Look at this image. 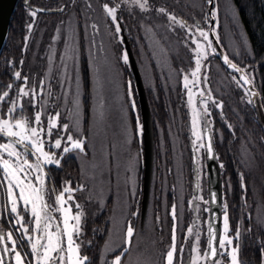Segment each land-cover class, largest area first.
<instances>
[{
    "label": "rangeland",
    "instance_id": "374dc122",
    "mask_svg": "<svg viewBox=\"0 0 264 264\" xmlns=\"http://www.w3.org/2000/svg\"><path fill=\"white\" fill-rule=\"evenodd\" d=\"M101 1L103 4L109 3V5L112 6V0ZM169 1L177 5L179 9L185 11V13H187L188 15H202L199 20H201L203 22L202 24H204L205 26V28L203 29L209 31L208 28L210 22L209 20L205 22V16L208 15L207 9H209L210 7V5L207 3V0ZM116 3H120V8L117 10V22L122 24L125 29L126 35L130 38L131 41L135 42L134 47L137 48V52L139 54L141 64H139V68L141 70L145 86L147 90H151V93L155 95L157 93V86L153 81V66L157 65L158 69L167 67L170 63V56L173 53V48L171 46H168L167 41L164 42L157 38L155 34V28H149L151 29V32H149L147 27H143L144 31L146 30V33L144 34V31H142L143 33L138 35L139 37L136 38L134 35L137 31L136 27L133 28L134 26L131 25L132 28H130L129 24H127L129 23V20L126 19L128 20V22H126V20H124L122 16L125 13L129 14V7H131V11L137 9L138 7L123 4L121 3V0H116ZM103 4H101V7ZM158 8L160 7H157L155 9ZM216 8L218 19L216 20L214 25H217L218 22L216 33L217 35H219L220 42L222 43L227 55L234 61H236L239 65L244 63V61L247 59H250L252 61V48L250 46L244 28L240 22L238 10L233 0H216ZM89 14L90 16L93 14L94 15L91 17L92 21H89L90 23L87 28V35L89 39L91 36L92 39L96 40H94L92 43H90L89 41L85 48L87 56L89 58L90 67V90L88 92V97L91 105L89 110L88 128L85 125L86 117L84 109V98L86 97V91L85 83L83 81V62L81 48L78 44V35L76 28L77 21L75 15L68 18L64 28H60L59 39H53L54 43L50 48H48L47 51L45 49V46L38 49L36 53V59L39 60L42 57V53L44 55H47L46 71L44 73V77L40 80L34 77L32 80L28 79V85L30 87L34 86L35 83H38V88L36 87L37 84L35 85L38 93L36 100L38 104H44L45 101L47 102V114L54 115L56 111H60V121L67 122L65 120V116L68 115L67 110L73 108L72 100L76 96L78 77L80 85L79 90L81 104L80 129L81 134L86 138L85 151L87 154L85 155L81 153L78 155L76 151L67 153L65 154L64 159L61 160V164L66 161L67 158L72 157L75 161V164L77 165V168L79 169L78 172H80L81 174V176L77 177L74 182L78 185H84V191H77L73 193L75 202L79 203L82 206L84 213L81 220V233L83 230V220L86 213L85 208L97 206V202L100 205H103L107 199H110V213L107 218L109 224V232L103 246V264H107V262L111 261L114 258L115 254H117L123 247L124 232L129 220H131L134 228L136 229V235L133 238L134 243L132 248L130 249V254L125 258L128 264H164L162 253H165L168 249V246L172 243V235L170 242H168L164 238V236L161 235L162 228L166 226V216L168 214L170 215L171 206L173 203H176L178 205L177 213L178 216L180 215L181 209L179 207V204L182 199V219H179L177 221V249L179 250L181 244L184 245L182 264H185L189 256L191 259L196 255L195 251H193L194 238H187V240L185 239L187 237V228L192 225V221L195 219V213L190 210L188 203L194 195L193 162L190 150L189 152H187L186 146H184L183 137L177 134L179 132H173L170 134L173 154L172 167H169L168 160L165 157H162V161L160 160L159 166L157 165L154 174L150 207L145 224L142 227L141 201L143 196L144 150L143 138L142 136L137 135V117H139V121L142 124L139 95L137 92L135 80L131 72L130 64L128 63L127 65H125L123 63V60L121 59V55L126 49L124 43L121 44L119 42V38L115 34V24H113L111 18L106 15L103 7L101 9L99 5L94 7V9L91 8L90 10H88L87 15ZM106 16L110 19L111 24L107 23ZM33 18L36 19V16ZM91 24H95L97 26L95 28L97 35H94L95 31L91 27ZM194 24L195 23L192 22V25ZM175 27L179 26H174V28ZM50 30L51 28L49 29V31ZM55 31L57 32V30ZM32 35L33 33L28 35V39H31ZM57 35L55 37H57ZM67 35L75 37L78 62L75 64L73 62H69L67 72H65L60 58L64 54V40ZM119 37H123L122 30L119 33ZM145 45H147V47ZM169 47L172 48V51L169 50ZM193 47L195 48V45ZM207 51L208 53H211L210 49ZM204 64L205 60H202V68L200 73L201 83L196 87H192V85H190V87H192L193 93H195L193 97L195 106L201 111L202 105L198 99L200 98V91L203 90L202 77L207 75L208 80L207 83H205V85H207V92H209L210 90L213 99L218 101H222L221 98L224 97L223 90H228L229 85H232L233 82L232 76H230L222 68L221 63L217 62L216 60H212L208 65L205 66ZM248 66L249 64H245L243 67L247 68ZM96 68L100 69L99 75L105 82V116L102 121L96 118L95 113V106L97 104V98L94 89ZM205 68L206 74L203 76V70H205ZM188 74L189 73H183L181 84L183 92L185 94L184 99L186 101V107L190 115L189 133L191 134L192 139H194L191 131L192 109L191 106H189V104L187 103L188 95L186 89L183 86V77ZM189 79L192 80L194 78L189 76ZM129 80H131L132 82V98L135 100V109L131 107V103L128 97L127 82ZM41 81H43V85H41ZM170 82L178 83L177 79H171ZM44 85L46 86V88L43 89L42 87ZM216 88L219 93H216V91L214 90ZM65 93H67V100L65 98ZM206 95L207 94L205 92V97ZM219 96H221V98ZM208 108L211 110V116L209 117L210 124L213 130L215 127V122L212 120V117L218 116L220 117V119H222L221 113L224 111V103L223 109L221 110L219 108H215L212 105L211 101H209ZM41 111L42 120L46 125L47 115L43 114V110ZM31 117L33 116H30L29 118ZM125 127L127 128V132H125ZM201 131L203 136V119L201 120ZM54 138L55 135L53 136V139ZM126 141H130V143ZM5 142H7V138H0V143ZM160 144L164 145V142L163 144L162 142H160ZM251 145L253 144L250 142L241 145L240 161L245 169L255 171L257 168L255 165L257 156L252 153ZM45 150H50L51 152L56 153L57 156H59V153L61 151L55 148L49 149L47 145L45 146ZM129 156L135 157L136 159L130 161ZM29 159L34 160V157H29ZM198 160L200 183L199 195L203 196L206 200H209V178L205 149H201L200 153L198 154ZM132 165L135 166L134 171L129 173L126 169ZM49 166L55 165H47V167ZM253 171L248 173L254 174L255 172ZM129 176H131V180H129ZM230 177L231 176L229 175L227 178ZM71 181L70 186L72 188H76L78 185H74ZM0 183H3V181L0 180ZM230 184L231 183H228L226 185V187L229 189L231 186ZM64 186L65 183L62 184V188ZM226 187L225 185H223L224 192ZM5 188L6 184L4 187H1L0 190V208L4 211V214L6 218H8V221L12 222V220L14 219L13 216H15V214H11L8 211L9 196ZM256 191L257 193H259L260 190L256 187ZM53 197L54 198H52V200L55 199V196ZM65 199H67V194L65 195ZM224 202H227L225 193ZM72 203V201H68V204ZM255 203H257L254 211V219L256 221L255 223H258L257 225L264 229V198L259 199L258 202ZM200 207L201 211L198 214L200 216L199 246L201 255H203L208 245L207 229L209 225V212H205L203 211V209L209 207V205L201 203ZM76 211L77 209L72 208L73 214H75ZM133 212L137 213V215L133 216ZM52 215L54 217L61 216V214L58 212H53ZM170 217L172 219L171 215ZM162 218H164L165 220H162ZM52 223L54 225L52 230L54 231L55 223H57V221H52ZM171 225H173V220ZM31 226L32 229L30 233L32 234L33 239H38L42 232L33 231V229L35 228L34 223H32ZM62 227L63 225L61 224V228ZM8 232H11L13 235V239H16L13 231ZM230 232L228 235L233 238V244L231 247H235V239ZM80 237L77 241L78 243H81L82 241L80 240ZM25 239L29 243V246L26 247V253L29 256V262H31L33 260V256L30 250V242L27 238ZM7 241L9 246L11 247V241ZM16 249L17 251H20V248H18L17 245ZM111 249H115V251H111ZM23 253L21 252L22 257L24 256ZM80 254L84 256L82 254V243ZM11 255L12 264H15L13 254ZM238 258L240 260L239 252ZM223 260L224 264H228L229 257L225 256ZM207 262L208 261L201 260L200 264H207ZM25 264H28L27 260H25ZM122 264H124L123 261Z\"/></svg>",
    "mask_w": 264,
    "mask_h": 264
},
{
    "label": "trees",
    "instance_id": "16d2710c",
    "mask_svg": "<svg viewBox=\"0 0 264 264\" xmlns=\"http://www.w3.org/2000/svg\"><path fill=\"white\" fill-rule=\"evenodd\" d=\"M233 2L238 10L240 22L252 48L253 60L247 59L239 65L232 58L229 57V59L242 67L253 80L254 87L262 97L264 107V0H233ZM89 4L91 7H89ZM101 4H103L101 0H74V2L73 0H20L11 20L7 42L0 56V93L7 90V85L11 83L14 87L10 91L9 100L16 98V90L23 84V80H17L14 76V73L17 71L21 73V77H27L31 80L33 77L38 80L44 77L47 55L42 53V57L38 60L36 59V53L43 46H45L47 51L54 43L53 39L57 35L55 30L57 28H64L68 18L75 15L78 44L81 48L83 62V81L86 91V97L84 98L85 125L88 128L91 105L88 97L90 90V67L85 48L89 41L92 43L96 39H92L91 36L90 39L88 38L87 28L94 14L91 16L87 14L88 10L91 8L94 9L98 5L102 9ZM149 5L150 10L147 12L137 8L130 11L129 14L125 13L122 17L124 20H129L127 24H129L130 28H132L131 25L136 27L137 31L134 34L136 38L143 33V27H147L148 29L155 28L157 38L164 42L167 41L168 46L173 48L170 63L167 67L158 69L157 65L153 66V81L157 86V93L154 95L145 86L155 127L154 180L155 169L157 165L159 166L160 160L162 161V157H165L168 160L169 167H172L171 133L179 132L177 134L183 137L184 146H186L187 152L190 150L192 158L191 148L193 139L189 133L190 115L186 107L181 79L183 73H189L195 66L194 53L189 51L184 45L186 30L179 27L170 30L168 28L169 21L167 16L156 13L155 8H166L169 13L175 15L178 19L186 20L189 25H192V22L195 23V18L199 20L202 15H188L169 0H149ZM36 7L45 10V12H37L36 19H34L30 15V12ZM60 8H63V11H60ZM106 20L108 24H111L107 16ZM208 20L210 22L208 28L210 32V16ZM199 22L201 24L203 23L201 20ZM29 24L33 25L30 32V34L33 33L31 39H28V35H30L28 31ZM202 25L205 28L204 24ZM50 28L51 30L49 31ZM145 31L144 34L146 33ZM94 35H97L96 31ZM128 39L132 45L136 60L137 62L139 61V65L140 58L137 48L134 47L135 42L131 41L129 37ZM145 46L147 47V45ZM193 46L191 45L192 48H194ZM171 47H169L170 51H172ZM211 55L218 59L215 54L209 53L208 58L205 60V66L210 63ZM245 64H249V66L244 68L243 66ZM222 68L230 76H234L224 66ZM204 72L206 74V68L203 70ZM171 79H177L178 83L170 82ZM35 85L38 88V83H35ZM42 88L44 89L46 86L44 85ZM214 90L216 93H219L217 88ZM223 91L224 97H219L224 103V111L222 112L223 115L221 114L222 119L218 116L212 117V120L215 122L212 135L216 155L217 157L219 156L217 159L219 166L223 164V168L220 167L223 185L226 187L228 183H231L230 189L226 187L225 192L223 189V200L225 193L228 204L230 233L235 239L234 234L237 226L240 227V238L239 241L235 239V245L239 243V256L242 264H261V248L264 246V229L258 226V223H255L254 211L257 204L255 202L264 198V128L259 125L252 103H248L249 96L245 95L247 91L244 87H238L233 81L232 85H229V89ZM29 98H22L21 103L26 102ZM8 107V104L0 105V115L6 113ZM34 112V108L27 106L24 114L30 117L34 115ZM15 115H21L19 109ZM207 120L210 121V117H207ZM229 125H231V128H229ZM0 138L6 139L3 136H0ZM160 142L162 144L164 142V145H161ZM247 142L253 144L251 145L252 153L257 156L255 162L257 168L255 171L245 169L240 161V147ZM45 170L46 172H52L53 184L57 192L61 190L62 184L67 181L70 182L72 180L71 182L74 185H78L75 184L74 180L81 176L72 157L67 158L60 167L45 166ZM251 171L255 173H248ZM241 174H243V181L241 180ZM229 175L231 177L227 178ZM242 184L244 186L243 188L241 186ZM256 187L260 190L259 193H257ZM245 201L247 202V207L245 206ZM110 203L111 200L107 199L103 205L97 202V206L85 208L86 213L80 240H82V254L89 258V264H103V246L109 232L107 218L110 213ZM3 215L5 216V214ZM25 215L29 216L30 213L28 212ZM162 220L165 219L162 218ZM3 221L6 222L5 218H3ZM171 223L172 219L168 214L165 221L166 226L162 228L161 233L168 242H170L172 235ZM6 228L8 229L7 224ZM249 229L251 230L249 231ZM188 261H190V256L185 264ZM207 264L210 263L207 262Z\"/></svg>",
    "mask_w": 264,
    "mask_h": 264
},
{
    "label": "snow or ice",
    "instance_id": "6c2138e0",
    "mask_svg": "<svg viewBox=\"0 0 264 264\" xmlns=\"http://www.w3.org/2000/svg\"><path fill=\"white\" fill-rule=\"evenodd\" d=\"M74 2V0H73ZM121 3L128 4L131 6L138 7L141 11L147 12L150 10L149 0H121ZM209 5L213 6V10L210 13L212 20H217V8L216 0H207ZM89 7L91 5L89 4ZM104 12L108 17L111 18L113 24H115V34L119 38L121 44L124 43L123 37H119L121 32L120 23L117 22V10L120 8V3H116V0H112V6L109 3L102 5ZM63 11V8L59 9ZM131 11V7L128 9ZM39 10H33L30 12L32 17L36 16ZM158 13L167 16L169 24L168 28L174 30V26H179L181 29H185L184 45L195 54V67L189 72L188 75L183 77L184 88L187 91L188 101L187 103L191 106V131L194 139L192 140V146L194 149L193 161L198 163V154L201 149H205L209 153V159H218L213 154V146L211 142V136H208L207 143L204 142V137L201 131V120L205 117L211 116V110L208 108V102L211 101L215 108L223 109V101L213 99L211 91L209 90L208 95L205 97V92L200 91L201 97L200 103L202 105V111L197 109L195 101L193 99L195 93L192 91V87H196L201 83V68L202 60L208 58V51L210 49L211 54L221 55L224 64L235 72L241 73L240 79L237 80L235 76L232 80L237 84L238 87L244 85H253V80L249 75H245V70L240 68L236 63H233L229 59L228 55L217 53V48L213 46V41L209 39V31L201 28L199 22L194 25H189L186 21L178 19L175 15L169 13L166 8L156 9ZM209 19V15L205 16V22ZM210 26L212 35L215 36L216 43H220V37L216 33V27ZM33 25H28L29 33L32 30ZM97 26L92 25L95 29ZM151 32V29H148ZM60 29L57 28V37L54 40L59 39ZM27 39V37H26ZM206 42V43H205ZM191 45H195L192 48ZM238 54V53H237ZM61 62L64 66L65 72H67L69 62L74 64L78 62L77 48L75 44V37L67 35L64 40V54L61 56ZM121 59L123 63L127 65L129 63V54L127 50H124ZM51 61V56H50ZM22 63V61H21ZM96 76L94 79V89L97 98V104L95 106L96 118L103 120L105 116V97L104 88L105 82L101 79L99 73L100 69L96 68ZM14 76L17 80H23L22 86L16 90V98L9 100L10 91L14 87L13 84L7 85V90L0 93V105L8 104L9 107L6 113L0 115V136L6 137L7 142L0 143V187H4L9 196V207L8 211L11 214H15V224L20 225L23 229V235L19 238L22 242L27 238L30 242V250L33 256V260L29 264H89V258L85 255L80 254L81 243H78L81 235V220L84 215L82 206L75 202L74 192L84 191V185H78L76 188L70 186V182H65V186L61 191L57 193L55 187L51 189L46 187V181H50L48 173L45 172V166L55 165L60 167L61 160L64 159L65 154L76 151L77 154H87L85 151L86 138L81 134L80 129V85L77 77V92L75 98L72 100L73 108L68 109V115L65 116L67 122H61V112L56 111L54 115L47 114V102L44 104H38L36 97L38 95L35 86L28 85V78L21 77L20 72H15ZM189 76L194 79L190 80ZM208 77H203V82L207 83ZM241 81L243 83H241ZM43 85V81H41ZM192 85V87H190ZM128 97L131 103V107L135 109V100L132 98V82H127ZM254 87V85H253ZM31 93V96H30ZM50 94V93H49ZM246 96H249L248 103H253L250 96H258L256 92H246ZM30 97L26 102L21 103V98ZM67 100V93H65ZM31 106L36 109L33 117L29 118L25 115L26 107ZM19 109L21 115L16 116V112ZM43 114L47 115V124L45 125L42 120ZM223 115V113H221ZM210 121L204 119V128L207 132L211 131L208 127ZM231 128V125H229ZM55 130V133H54ZM75 132V135H74ZM125 132L127 128L125 127ZM55 138L53 139V136ZM137 135H143V125L137 117ZM63 141V144H62ZM130 143V141H126ZM49 149L55 148L61 150L59 156L56 153L45 150V146ZM29 157H34V160H30ZM135 157L129 156V160H135ZM134 165L130 166L126 170L131 173L134 171ZM223 168V164L220 165ZM131 180V176H129ZM241 180L243 181V174H241ZM244 187L243 184L241 185ZM200 183L199 174H197V182L195 185V192L189 200L190 210L197 215L192 221V225L187 228V237L194 238V248L196 255L191 258L189 264H200L201 260L210 261L212 264H224L223 258L229 257L228 264H242L238 258L239 243L235 247H231L233 244V238L228 234L230 232V218L228 213V204L223 202L220 205L222 212V232L223 235L217 241V229L215 227V219L217 213L213 211L212 207H206L203 209L205 212H210L213 218V222L208 225V245L203 255L200 252V216L198 215L201 211L200 204L205 205L211 204L212 206L217 205V193L211 192V201L206 200L203 196L199 195ZM67 194V199L65 195ZM55 195V199L52 200V196ZM134 195V193H133ZM68 201H72V204H68ZM67 205V207H66ZM247 207V202L245 201ZM181 213L178 216L177 209L178 205L173 203L171 206L170 215L172 216V243L168 246L165 253H162L164 264H182V257L184 253V245L181 244L179 250L177 249V221L182 219V208L183 201L179 204ZM72 208L77 209L76 213H72ZM30 212L32 219L24 222V215L22 213ZM53 212L61 214L60 217H54ZM133 216L137 213L133 212ZM159 219V218H157ZM52 221L55 223V230L53 231ZM23 222V223H22ZM35 224L33 231H40L42 234L38 239H33L32 234L26 224ZM242 223V222H241ZM61 224L63 227L61 228ZM43 225V228H42ZM20 229H17L19 231ZM251 229H249L250 231ZM240 227L237 226L234 234L235 239L239 241L240 238ZM7 240L11 241V247L4 246V255L0 256V264H5V257L11 253L15 264H25L27 259V253L22 257L21 252L17 251L16 245L17 240L13 239L11 232L7 234ZM136 235V229L134 228L131 220L127 222L126 230L124 232L123 247L114 256V258L108 262V264H128L125 259L130 254V249L134 243V236ZM5 240V235L0 234V243ZM230 248V250H229ZM115 251V249H111ZM179 254V258H178ZM262 262L264 264V246L261 248Z\"/></svg>",
    "mask_w": 264,
    "mask_h": 264
},
{
    "label": "water",
    "instance_id": "95a60500",
    "mask_svg": "<svg viewBox=\"0 0 264 264\" xmlns=\"http://www.w3.org/2000/svg\"><path fill=\"white\" fill-rule=\"evenodd\" d=\"M19 1L20 0H0V56L7 42L9 31H10V26H11V20L19 4ZM26 4L28 3L26 2ZM212 9H213V6L210 5L209 14L212 12ZM34 10H39L37 12H45V10L37 8V7L34 8ZM197 22L199 21L196 20V23ZM214 24H215V20L211 19V26H214ZM210 39L213 41V46L217 48V53L222 52L223 54L227 55L224 49L222 48V46L220 45V43L219 44L216 43L215 36L212 35L211 30H210ZM123 40H124L125 48L129 54V63L132 69V73H133L135 83H136L137 92L139 95V103H140V108H141V117H142V125H143L144 177H143V196H142V201H141V226L143 227L145 224L147 215H148V211H149L151 191H152V185H153V173H154V162H155V127H154L152 110L150 107L144 80H143L138 62L136 60L132 45L124 32H123ZM215 55L219 57L221 63L229 71V73L234 75L239 80L241 73L235 72L233 69L229 68L226 64H224L223 58L221 55H218V54H215ZM244 74L248 75L246 72ZM241 83L243 82L241 81ZM253 85H244L243 87L246 89L247 92L254 91L256 93H259V91L255 87H253ZM250 98L253 101L252 105L256 112L259 125L262 128H264V107L262 103V97L259 93L258 96H250ZM203 119H206V117ZM208 127H210V124ZM208 136H211L213 154L217 156L216 151H215V144H214V138L212 135V130L210 132H207L204 128V142L205 143H207ZM191 151H192V158H193L194 156L193 146L191 148ZM206 158H207V167H208V173H209V201H211V195H210L211 192L214 191L217 193V205L212 206L211 204H209V207H212L213 211L217 213L214 223L217 229V241L216 242L218 243L222 235V212L220 209V205H222V203L224 202L222 173H221V168L219 166L218 160L209 159V153H207V151H206ZM193 169H194V189H195V185L197 182V174H199L198 172L199 167H198V163H194V161H193ZM194 193L197 194L195 190H194ZM212 222H213V218H212L211 213L209 212V223H212ZM208 262L212 264V262L210 261ZM186 264H189V261Z\"/></svg>",
    "mask_w": 264,
    "mask_h": 264
},
{
    "label": "flooded vegetation",
    "instance_id": "af4514ba",
    "mask_svg": "<svg viewBox=\"0 0 264 264\" xmlns=\"http://www.w3.org/2000/svg\"><path fill=\"white\" fill-rule=\"evenodd\" d=\"M208 13H209V10H208ZM209 16H210V14H209ZM179 19H181V18H179ZM196 20H198V19H196L195 18V24H196ZM199 21V20H198ZM200 26H201V28H203V25L200 23ZM120 27H121V30H122V32H124L125 31V29H124V27L122 26V24H120ZM133 28H135V27H133ZM122 36H123V33H122ZM125 45V44H124ZM220 45L222 46V48L224 49V47H223V45H222V43L220 42ZM126 49V48H125ZM224 51H225V49H224ZM226 52V51H225ZM227 54V53H226ZM212 60H216L217 62H219V63H221V61H220V59H219V57H218V59L217 58H215V57H213V55H211V61ZM130 64V63H129ZM221 65L223 66V64L221 63ZM131 67V66H130ZM132 70V69H131ZM204 74H205V72L203 73V76H204ZM203 78V77H202ZM202 88H203V90L206 92V94L208 95V92H207V85H205V83L202 81ZM206 95V96H207ZM199 101L201 100V97L198 99ZM206 119H207V117H206ZM203 124H204V119H203ZM210 127H211V125H210ZM212 130V129H211ZM203 137H204V131H203ZM215 151H216V149H215ZM205 153H206V151H205ZM206 160H207V158H206ZM192 162H193V158H192ZM198 167H199V160H198ZM198 172H199V169H198ZM48 173V176L50 177V181H46V187L47 188H49V189H51L52 187H54V182H53V179H52V172H47ZM222 173V172H221ZM193 175H194V169H193ZM208 178H209V173H208ZM208 182H209V180H208ZM223 182V181H222ZM0 190H1V187H0ZM195 190V189H194ZM59 192V191H58ZM57 192V193H58ZM195 194V193H194ZM199 194V193H198ZM53 196H55V195H53ZM52 196V198H54ZM1 209V208H0ZM4 214V211L1 209V214H0V234H4L5 235V240L2 242V243H0V256H3L4 255V252H3V248H4V246L5 245H7L9 248H10V246H9V244H8V241H7V238H6V233L8 232V231H13V234H14V236H15V238L17 239V246H18V248H20L19 250L25 255V253H26V247H28L29 246V243H28V241L26 240V239H24L22 242L20 241V237H21V235H23V230L21 229V227H20V225H18V224H15V221H14V219L12 220V222H9L8 221V218H6V216H4L3 215ZM23 215H24V222H26V221H28V220H30V219H32V217H31V215H29V216H26L25 214H27V213H22ZM14 217V216H13ZM3 218H6L5 220H6V222H4L3 221ZM6 224L8 225V229L6 228ZM25 226H27L28 227V229H29V232L31 231V229H32V226H31V224H26ZM12 229V230H11ZM17 229H20L19 231H17ZM14 230H16V231H14ZM29 251V250H28ZM27 262H28V264H29V256L27 255ZM5 264H12V255H11V253H9L6 257H5Z\"/></svg>",
    "mask_w": 264,
    "mask_h": 264
}]
</instances>
